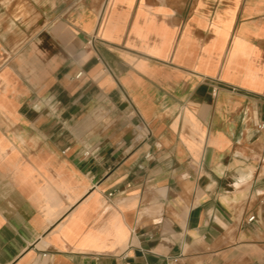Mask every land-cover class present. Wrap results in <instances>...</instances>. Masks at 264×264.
I'll return each mask as SVG.
<instances>
[{"label": "crops", "instance_id": "obj_1", "mask_svg": "<svg viewBox=\"0 0 264 264\" xmlns=\"http://www.w3.org/2000/svg\"><path fill=\"white\" fill-rule=\"evenodd\" d=\"M150 263L264 264V0H0V264Z\"/></svg>", "mask_w": 264, "mask_h": 264}, {"label": "built area", "instance_id": "obj_2", "mask_svg": "<svg viewBox=\"0 0 264 264\" xmlns=\"http://www.w3.org/2000/svg\"><path fill=\"white\" fill-rule=\"evenodd\" d=\"M93 39H94V38H93ZM92 41H93V40H92ZM92 41H91V42H92ZM80 75H81V72H79L77 76H80ZM86 153H87V152H86ZM111 195H112V193H110V196H111ZM253 218H254V216H251V217L248 218V220H249V221H252ZM150 264H151V263H150Z\"/></svg>", "mask_w": 264, "mask_h": 264}]
</instances>
